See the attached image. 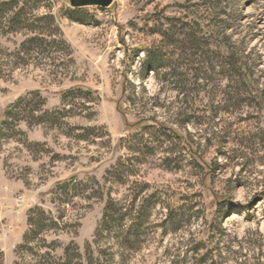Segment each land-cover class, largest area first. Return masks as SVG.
Returning <instances> with one entry per match:
<instances>
[{"label":"rangeland","instance_id":"obj_1","mask_svg":"<svg viewBox=\"0 0 264 264\" xmlns=\"http://www.w3.org/2000/svg\"><path fill=\"white\" fill-rule=\"evenodd\" d=\"M17 1L0 129L45 106L0 135V264L84 253L109 197L148 213L128 264H264V0Z\"/></svg>","mask_w":264,"mask_h":264},{"label":"trees","instance_id":"obj_2","mask_svg":"<svg viewBox=\"0 0 264 264\" xmlns=\"http://www.w3.org/2000/svg\"><path fill=\"white\" fill-rule=\"evenodd\" d=\"M20 2L15 3H2L0 4V14L5 10H17L14 13L12 24H20L22 20L23 9L20 8ZM20 8V9H19ZM79 12L81 9H74ZM54 21V17L51 18ZM42 36L47 33H40ZM39 34V35H40ZM36 42L37 46L42 47V43H46L43 37L30 39L21 45V51H29ZM41 43V44H40ZM147 69L156 70L155 63L149 62ZM45 106V100L42 99L40 93H32L20 98L12 108L6 112L4 121L1 125L0 135L3 134L4 127L8 121L16 113L19 114L22 110L30 109L33 113L42 112ZM69 183H64L62 188H68ZM136 205L128 206L126 203L117 202L109 197L102 220L96 229L92 243H88L84 253H81L77 245L70 244L64 248L62 259L53 261L52 264H128V254L137 250L142 242L140 240V230L142 225H147L148 213L145 209L137 210ZM45 213L41 211V216L44 217ZM129 218H133V224L127 225ZM29 225L33 228V221L29 218ZM43 224L39 223V227ZM38 234L37 229H31L24 236V244L22 249L30 244L32 235ZM121 253H119V251ZM127 254V255H126ZM51 264V263H50Z\"/></svg>","mask_w":264,"mask_h":264},{"label":"water","instance_id":"obj_3","mask_svg":"<svg viewBox=\"0 0 264 264\" xmlns=\"http://www.w3.org/2000/svg\"><path fill=\"white\" fill-rule=\"evenodd\" d=\"M113 0H70L73 9H81L89 6L109 7Z\"/></svg>","mask_w":264,"mask_h":264}]
</instances>
